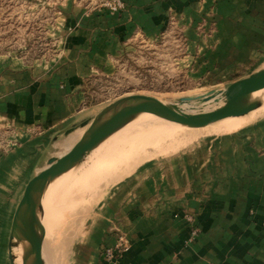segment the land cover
<instances>
[{
    "label": "rangeland",
    "instance_id": "374dc122",
    "mask_svg": "<svg viewBox=\"0 0 264 264\" xmlns=\"http://www.w3.org/2000/svg\"><path fill=\"white\" fill-rule=\"evenodd\" d=\"M69 2L85 12L106 11L118 16L117 19L127 9L126 0H0V52L5 56H18L46 64L61 52L63 40L72 31L71 27L61 33L67 15L61 10ZM195 4L191 14L184 12L177 3L169 4L159 28L131 23L112 31L116 39H110L108 45L117 43V46L109 49L101 65L91 66L84 77L79 106L83 117L73 124L75 129L70 134L58 138L54 155L62 154L77 140L71 135L82 133L87 127L80 126L81 121H91L103 108L127 94H148L173 103L182 96L223 90L229 83L264 66L262 40L260 43L257 41L258 48L251 47L248 39L242 47L229 44L234 21L232 9L228 8L231 0L220 8L215 6V2L206 7V0H195ZM193 10H197L195 15ZM99 41L102 43L104 39ZM261 97L260 100L264 95L261 94ZM214 98L218 100L220 94ZM197 102L182 103L180 108L189 112L200 111L205 101ZM249 116L250 119L233 127L227 126V119H220L201 129L192 128L194 131L167 125L164 131L165 134L170 133L169 139L177 134L171 138L172 141L166 136L161 137L158 130L151 144L130 155H125L120 149H110L99 158L97 153L106 140L98 150H92L93 154L92 151L88 153L91 158L87 155L73 168L72 182L64 191L63 179L59 178L60 184L52 189L44 202V207H49V233L55 236L52 242L57 241L54 243L57 247L62 244V264H88L87 255L97 248L102 255L104 248L113 246L123 237L116 221L126 214V207L139 214L141 207L138 204L154 197V191H142L141 182L155 188L154 185H159L157 179L160 176L165 180L171 174H178L186 176L185 180L192 178L211 183L215 179L211 173H215V180L223 183L228 179V172L264 169V109L253 111ZM134 124L130 125L137 126V122ZM132 129L136 128L130 126L125 130L131 132ZM145 131H149L148 128ZM2 133L0 155L6 151V142H15L13 139L5 142L1 137L8 134ZM250 152L256 155L254 164L253 161L247 162ZM201 173L207 175L200 177ZM248 211V216L254 217V207ZM182 216L191 224V238L187 240L190 242L199 231L197 211L184 210ZM7 230L8 225L3 224L0 264H10L7 247L10 228ZM107 233L114 235L115 241L109 245L98 243L99 238Z\"/></svg>",
    "mask_w": 264,
    "mask_h": 264
},
{
    "label": "crops",
    "instance_id": "0c3cea01",
    "mask_svg": "<svg viewBox=\"0 0 264 264\" xmlns=\"http://www.w3.org/2000/svg\"><path fill=\"white\" fill-rule=\"evenodd\" d=\"M126 2L120 19L106 11L85 12L70 2L63 6L61 12L67 15L61 33L71 27L72 31L63 40L61 52L44 65L0 52V132L8 134L1 139L15 140L6 142V151L0 155V242L1 226L6 224L9 230L26 182L54 155L64 131L82 119L84 77L117 46L108 45L116 39L112 31L131 23L159 28L169 4L177 3L188 14L196 6L195 0ZM212 2L220 8L227 0H206L205 6ZM231 2L228 8L234 21L229 44L238 48L248 39L251 47L258 48L256 43L262 40L264 48V0ZM193 11L195 15L197 10ZM80 135L81 131L71 137ZM247 157L248 164L257 161L251 152ZM211 175L216 179L217 174ZM228 175L223 183L185 180L186 176L178 174L167 175L165 180L160 176L155 188L141 182L142 191H154V197L138 204L139 214L126 207V214L115 220L126 241L115 264H264V169ZM250 207H254V217L248 216ZM184 210L198 215L199 231L190 242L191 224L183 218ZM114 241V235L107 233L98 243ZM86 259L88 264H110L98 248Z\"/></svg>",
    "mask_w": 264,
    "mask_h": 264
},
{
    "label": "water",
    "instance_id": "95a60500",
    "mask_svg": "<svg viewBox=\"0 0 264 264\" xmlns=\"http://www.w3.org/2000/svg\"><path fill=\"white\" fill-rule=\"evenodd\" d=\"M264 88V66L249 75L229 83L223 90H209L198 95H187L176 102L166 103L148 94H127L103 108L91 121L83 120L80 126H86L77 140L62 154L51 155L46 165L33 174L26 182L22 195L12 215L8 236V258L15 264L12 245L18 233L25 236L30 248L23 254L22 264H44L42 245L45 228L42 223L44 207L42 196L54 180L80 164L84 158L105 137L124 125L139 113H151L190 127H199L224 117L242 115L259 106V101L250 98L254 91ZM221 95L222 104L209 111L189 112L180 108L182 103L198 101L200 103ZM75 129L72 125L64 131L68 135Z\"/></svg>",
    "mask_w": 264,
    "mask_h": 264
},
{
    "label": "bare ground",
    "instance_id": "6f19581e",
    "mask_svg": "<svg viewBox=\"0 0 264 264\" xmlns=\"http://www.w3.org/2000/svg\"><path fill=\"white\" fill-rule=\"evenodd\" d=\"M261 94L264 95V88H262L260 90H257V91H254L253 93H251L250 94V98L251 99L254 98V99H257L259 101L260 98H262L261 97ZM220 97H221V95H220ZM216 98H214V99L213 98H210L209 100L205 101L204 104H203V106H202V108L200 109V111H209V110H212V109L220 106L222 104V97L219 98L218 100ZM187 104H189V103H187ZM195 105H192V106H195ZM190 106H191V104H190ZM198 107L200 108V106H198ZM184 108H186V107H184ZM263 109H264V98L259 101V106L258 107L254 108V109H252V110H250V111H248V112H246V113H244L242 115H232V116L224 117L222 119H227L226 122H225L227 124V126L233 127V126H236V125H238L240 123H244V121L250 119L251 117L249 115H251V113L253 111L263 110ZM187 111H189V110H187ZM136 122H137V126H134V125H136V124H134ZM217 122H218V120H217ZM211 123H213V122H211ZM130 124H134V125H130ZM209 124L210 123L205 124V125H202V126H199V127H190V126H186V125H182L180 123H176V122L170 121L168 119H164L162 117L156 116V115L151 114V113L143 112V113H139L134 118H132L130 121H128L124 125L120 126L118 129H116L114 132H112L111 134H109L107 137H105L92 150H94V151L98 150V147L99 146H102L101 144L106 140L105 145H103L102 149H100V152L99 153L96 152L97 154H100L99 155L100 156L99 158H102V156L104 154H106L110 149H114V150L120 149L122 153H125V155H130V153H135V152H138V151L142 150L141 147H144L146 145L151 144L153 142V140H154L153 139L154 136L156 137V134H157L156 131H158V130L160 132V136L161 135L162 136H166L167 139H169L170 133L169 134H165V131H164V127H166L167 125L175 126V127H184V128H187V129H184L185 131H194L195 129H201V128L207 127V126H209ZM144 125L146 126L145 128H143ZM130 126H132V128H136V129H132L131 132H129L130 130H125L127 127H130ZM140 128H143V129L139 130ZM146 128H148L149 131H145ZM192 128H194V130H192ZM137 129H138V131H137ZM150 130H151V132H150ZM149 133H150V135L148 136L147 134H149ZM187 135H189V134H187ZM175 136H171V138L172 137H175ZM178 137L179 136H177V138ZM172 139H171V141H172ZM171 141H170V143H171ZM94 151H92L91 154H93ZM90 155L88 154V157L87 158H89ZM94 157L96 158V156H94ZM99 158H97V159H99ZM82 168H84V167H82ZM72 170L69 169V171H67V173H65V174L63 173L62 175H60L59 177H57L54 180V182L49 183V185L47 186V188H46V190H45V192H44V194L42 196V204H43V207H44V202H45V199H46L47 195L52 191V189H54L56 186H58L60 184L58 182V179L59 178H62L63 179V183H61V184H63L62 185L63 191L66 188V186L68 185V183L69 182H72L70 179H73L72 177H73V175L75 173V172H72ZM60 188H58V190ZM62 194L60 193L61 196H63ZM53 201H54V199H53ZM51 205H52V203H51ZM48 208H47V206L44 207V214H43V216L41 218L42 219V223H43L44 228H45V236H44V241H43V245H42V256H43L44 264H62V260H61V257H60V254L63 251L62 250L63 249L62 248V244L60 243L61 241H60V239L57 238L58 236L56 235V239L60 241L59 244H61V247H60V245H59L60 248L57 247V246H55L54 243H56L57 241L56 242H54V241L52 242V237L53 236H50V233H49L48 226L51 223H49V219L47 218V216H49V212L47 210ZM60 208H62V207H60ZM61 212H62V210H61ZM58 215H60V214H58ZM66 215H68V214H66ZM51 216H54V215H51ZM57 231H59V230H57ZM51 233H53V232H51ZM54 233H56V232H54ZM53 238H55V236ZM56 239H54V240H56ZM29 248H30V243L28 242V240L25 238V236H23L22 234L18 233V235H17V237L15 239V243H14V245H12V249H11L12 255L14 257L15 264H22L23 254L25 252H27L29 250Z\"/></svg>",
    "mask_w": 264,
    "mask_h": 264
},
{
    "label": "built area",
    "instance_id": "2783aa9c",
    "mask_svg": "<svg viewBox=\"0 0 264 264\" xmlns=\"http://www.w3.org/2000/svg\"><path fill=\"white\" fill-rule=\"evenodd\" d=\"M126 248V243L121 236L113 246L104 248L103 258L107 263H115L117 258L121 255L122 251Z\"/></svg>",
    "mask_w": 264,
    "mask_h": 264
}]
</instances>
